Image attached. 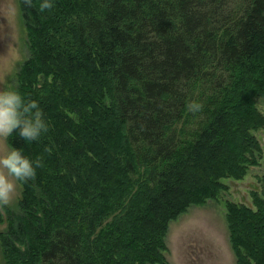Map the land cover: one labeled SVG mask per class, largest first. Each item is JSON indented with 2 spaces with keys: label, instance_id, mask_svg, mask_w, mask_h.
Returning a JSON list of instances; mask_svg holds the SVG:
<instances>
[{
  "label": "trees",
  "instance_id": "1",
  "mask_svg": "<svg viewBox=\"0 0 264 264\" xmlns=\"http://www.w3.org/2000/svg\"><path fill=\"white\" fill-rule=\"evenodd\" d=\"M41 3L20 0L31 58L15 88L50 126L8 138L41 165L3 207V260L167 264L169 223L257 162L264 0ZM255 199V213L228 208L239 264H264V187Z\"/></svg>",
  "mask_w": 264,
  "mask_h": 264
},
{
  "label": "rangeland",
  "instance_id": "2",
  "mask_svg": "<svg viewBox=\"0 0 264 264\" xmlns=\"http://www.w3.org/2000/svg\"><path fill=\"white\" fill-rule=\"evenodd\" d=\"M30 58L31 51L23 24L20 0H0V89L16 87L20 70ZM77 81L80 82L81 79ZM254 101L255 109L264 117V94L256 97ZM194 124L196 123L186 127L184 139L195 135ZM232 133L235 135L238 132ZM251 134L260 149L256 164L248 161L240 178H220L222 188L218 191L216 199L207 200L200 206L189 207L185 213L169 223L164 239L166 250L163 252L167 264H239L227 226L228 208L243 207L255 213V197L263 199L264 127L252 131ZM8 138L0 139V153L10 149ZM252 151L255 152L254 149ZM57 153L64 156L63 151ZM16 185V191L9 203L0 205V235L3 236L7 233L3 207L14 206L20 198L21 185L18 181ZM239 231L242 232L243 228H239ZM2 256L0 239V264H5Z\"/></svg>",
  "mask_w": 264,
  "mask_h": 264
},
{
  "label": "clouds",
  "instance_id": "3",
  "mask_svg": "<svg viewBox=\"0 0 264 264\" xmlns=\"http://www.w3.org/2000/svg\"><path fill=\"white\" fill-rule=\"evenodd\" d=\"M51 6V0H42L40 9ZM189 108L196 111L200 104L193 102ZM49 126L37 100L27 98L14 87L0 89V139L7 140L15 130L19 137L31 143L47 132ZM40 165L41 160L24 154L23 148L11 146L7 152L0 153V205L9 203L16 191V181L34 177Z\"/></svg>",
  "mask_w": 264,
  "mask_h": 264
}]
</instances>
